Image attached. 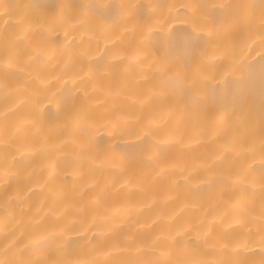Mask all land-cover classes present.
Returning a JSON list of instances; mask_svg holds the SVG:
<instances>
[{"label": "bare ground", "instance_id": "obj_1", "mask_svg": "<svg viewBox=\"0 0 264 264\" xmlns=\"http://www.w3.org/2000/svg\"><path fill=\"white\" fill-rule=\"evenodd\" d=\"M102 2L0 0L20 6L0 8V259L6 234L71 226L63 241L82 264L258 261L248 209L264 200L261 45L236 28L223 45L195 40L184 18L197 10L180 5L243 3L259 16L261 0H113L160 3L165 16L173 6L167 46L78 7ZM202 26L229 29L228 11ZM157 61L181 76L203 66L202 103L162 88ZM145 127L152 142L142 144ZM130 240L131 252L120 247Z\"/></svg>", "mask_w": 264, "mask_h": 264}, {"label": "snow or ice", "instance_id": "obj_2", "mask_svg": "<svg viewBox=\"0 0 264 264\" xmlns=\"http://www.w3.org/2000/svg\"><path fill=\"white\" fill-rule=\"evenodd\" d=\"M19 7V5L12 4L0 5V8L6 9L4 11V15L6 16L13 15L11 10ZM78 7L87 8L91 16L97 18L99 21L108 23L124 21V31L126 32L136 31L139 28L141 41L145 44L151 43L152 38L158 35L159 41L163 46H167L170 38L164 33L165 27L170 26L171 21L178 18L171 12L173 6H169L170 11L165 16L162 12L164 5L160 3L130 4L107 0V2L79 5ZM255 7V5H246L243 3L180 5V8L183 9L195 8L197 10V13L192 15L186 14L184 18V22L192 26L193 38L195 40L205 42L215 40L219 46L230 41L233 28L244 29L259 39L262 49V60H264V0H261L259 16L249 11V9ZM225 10L228 11V18L231 21L229 29L222 32L215 26H209L207 28L202 26L205 23L210 24L211 21L215 20L218 12ZM72 20H76L78 24L84 25V21L74 16L66 18L67 22H71ZM152 20H155L156 24L151 23ZM157 26L159 29L158 33L153 32V28ZM90 27L99 29V25H92ZM146 32L148 35L145 34ZM201 33L204 34L201 35ZM91 34L95 35V31ZM253 43H255V40ZM235 64L236 62L233 60L227 66L226 71H234ZM150 68L153 75L159 80L161 87L168 89L170 94L186 98L189 105L202 103L199 85L201 80L207 77V70L203 66H197L194 70H187L183 76L177 73L174 68L159 61L153 62ZM261 71L264 74V62L261 64ZM161 95H163V92H161ZM142 132V136L139 137L140 142L142 144L151 143L150 130L145 127ZM261 157V178L259 183L261 192H264V133L261 135ZM226 180L227 178H225ZM5 212L7 213L6 205ZM248 212L254 217L258 216L260 235L259 260L233 258L218 261L217 264H264V200L261 201L258 212L255 208L248 209ZM73 230L71 226H65L59 233L49 232L48 234H39L27 238L23 237V234L20 236H17L15 233L6 234L9 239V242L4 248L6 258L0 259V264H82L79 259H73L71 256L72 249L70 247V241H63L64 235ZM134 244L135 241L130 240L126 244L122 243L120 247L131 252ZM9 252L11 256H7ZM118 264H141V261L129 259L120 261ZM184 264H187V262H184ZM191 264H207V262L194 261Z\"/></svg>", "mask_w": 264, "mask_h": 264}]
</instances>
